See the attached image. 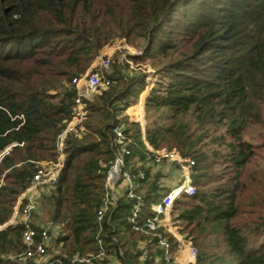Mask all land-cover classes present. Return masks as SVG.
Listing matches in <instances>:
<instances>
[{
  "label": "trees",
  "instance_id": "16d2710c",
  "mask_svg": "<svg viewBox=\"0 0 264 264\" xmlns=\"http://www.w3.org/2000/svg\"><path fill=\"white\" fill-rule=\"evenodd\" d=\"M118 40L160 66L161 80L144 99L152 113L146 143L194 161V195L176 200L170 218L195 248V264H264V133L261 145L245 138L264 124V0H0V153L11 148L0 161V227L34 163L56 159L55 138L73 114L71 81ZM122 70L115 66L111 87L86 102L85 131L67 136L64 167L33 215L60 225L48 252L64 262L99 251L96 214L114 125L131 141L128 162L145 163L140 125L119 119L143 80L126 81ZM151 168L140 230L128 222L132 201L122 199L113 215L117 242L104 245L121 250L118 264H177V240L162 226L146 228L150 206L168 191ZM22 231L20 224L0 230V264H18Z\"/></svg>",
  "mask_w": 264,
  "mask_h": 264
},
{
  "label": "built area",
  "instance_id": "2783aa9c",
  "mask_svg": "<svg viewBox=\"0 0 264 264\" xmlns=\"http://www.w3.org/2000/svg\"><path fill=\"white\" fill-rule=\"evenodd\" d=\"M112 84L108 61H102L86 74L71 81V85L75 90L73 114L64 130L55 138L56 159L34 163L35 171L29 180L28 186L17 197L13 214L3 227L6 228L16 224L23 227L21 238L24 249L13 259L18 264H118V260L122 258L121 250L118 248L116 251L111 252L104 245V242L109 240L111 244L117 242L112 235L114 232L112 226L113 215L122 199L132 201L133 209L128 222L133 230H140V227H138V213L143 205L141 192L148 178L145 169L148 166H160L163 163L173 164L177 167V179H175L172 187L168 186L167 193L158 202L150 206L153 217L147 220L146 228L148 231L154 232L159 226H162L178 242V253L181 254L180 259L182 261L178 260L176 262L178 264H195L197 255L195 248L189 240L178 234L177 227L170 218L176 200L183 195L187 197L194 195L191 179V169L194 166V161L182 157L176 150H153L146 143L143 132L144 113L142 102L137 106L135 105V107H129L132 112L128 113L127 119L129 123L138 124L141 127L142 140L147 150L145 163L128 162L131 156V141L125 135L121 123L112 127L113 158L108 164L104 181V194L96 214L97 222L100 224L97 237L99 251L96 254L84 257L75 256L64 262L59 258H54V255L48 252L52 240L50 235H57L60 231V225L48 222L35 227L31 224L32 217L38 209V199L41 191L44 188L54 187L64 167V148L67 136L71 133L81 134L85 131L86 102H90L95 96L108 90ZM143 88L141 98L152 90V86L146 83ZM137 110H139V113H136ZM10 149L8 147L0 153V161L9 154ZM102 224L106 226V230L102 228ZM143 255L146 256V251Z\"/></svg>",
  "mask_w": 264,
  "mask_h": 264
},
{
  "label": "rangeland",
  "instance_id": "374dc122",
  "mask_svg": "<svg viewBox=\"0 0 264 264\" xmlns=\"http://www.w3.org/2000/svg\"><path fill=\"white\" fill-rule=\"evenodd\" d=\"M102 61H108L110 64V70H111V76H113V68L115 66H120L123 67V70L121 71V76L126 80V81H137L139 79L143 80V87L146 85V83L149 84V86L155 87L157 82L161 80L162 74L159 72L160 71V66L155 65L154 62L146 59L142 55V49L133 47L131 45H128L125 43L124 40H118L115 41L112 45L104 47L102 50H100L95 57V59L92 61L90 64L89 68L85 71L84 74H86L89 70H92L96 66H98ZM154 85V86H153ZM140 88L139 90L135 89L132 93L130 94L128 101H132L131 105L132 107H135V105H139L140 102H142L141 94H143L144 88ZM99 97V95L95 96L91 100V104L95 102V100ZM122 104V103H121ZM129 106V107H130ZM126 108L124 109L121 114H119V119L122 121L127 118L128 113H131L132 110ZM136 110V109H135ZM133 110V111H135ZM139 112V110H138ZM143 113H144V125L147 124V117L152 115V113L145 114L144 111V102H143ZM258 132H263L264 133V124L261 129L256 128L254 132L248 134L245 138L246 140H250V136H254V144L261 145L263 142L262 140H259L257 137ZM165 149V148H163ZM167 150V149H166ZM220 153H224V150H218ZM260 158L262 159L261 161L259 160V165L260 167L264 170V149L260 150L258 152ZM154 170L156 171L155 173H159L160 175H163L162 181L168 180L169 182L175 181L177 179V168L174 166H171L169 164H161L160 166H154ZM4 171H9V170H4ZM217 171H221V168H217ZM169 178V179H168ZM3 184V183H1ZM39 217L35 218L33 220L34 224H41L45 223V219L43 215H38ZM181 254H177L175 257V261H182L180 259ZM185 255V253H184ZM178 264V262H177Z\"/></svg>",
  "mask_w": 264,
  "mask_h": 264
},
{
  "label": "crops",
  "instance_id": "0c3cea01",
  "mask_svg": "<svg viewBox=\"0 0 264 264\" xmlns=\"http://www.w3.org/2000/svg\"><path fill=\"white\" fill-rule=\"evenodd\" d=\"M146 95H147V94H145V95L142 97V100H141V101H142V105H143V102H144V99H145V96H146ZM126 119H127V118H126ZM148 167H149V166H148ZM148 167H147V168H148ZM151 169H152V171H150L149 174H150V175H153L154 172H156V171H153V170H154L153 167H152ZM168 179H169V178H168ZM163 183L166 184L165 187H168V186H169V187H170V186L172 187L173 184H174V181H173V182H169L168 180H165V181H163ZM37 210H38V209H37ZM36 213H37V211H36ZM34 214H35V213H34ZM34 219H35V218H34V216H33V217H32V220H31V224H32V225L34 224V222H33ZM44 224H45V223L34 224V225H35L36 227H39V226H42V225H44ZM16 225H17V224H16ZM13 226H14V225H13ZM3 227H4V226H3ZM3 227H0V228L4 229Z\"/></svg>",
  "mask_w": 264,
  "mask_h": 264
}]
</instances>
